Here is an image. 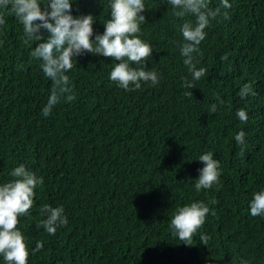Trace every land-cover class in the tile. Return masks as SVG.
I'll return each mask as SVG.
<instances>
[{
  "label": "trees",
  "instance_id": "1",
  "mask_svg": "<svg viewBox=\"0 0 264 264\" xmlns=\"http://www.w3.org/2000/svg\"><path fill=\"white\" fill-rule=\"evenodd\" d=\"M228 3L224 9L221 0H209L221 12L199 45L197 68L207 72L195 88L182 86L183 77L192 80L179 49L183 21L168 0H144L139 36L152 46L144 65L157 72L158 84L125 91L109 79L115 61L85 53L66 73L75 99L61 101L47 117L42 109L51 81L30 55L38 42H25L23 26L0 7L6 21L0 25V184L20 164L44 181L17 225L28 264H264V217L249 209L253 192L264 188V0ZM108 5L73 0L72 15L91 14L94 36L103 34ZM245 83L256 94L241 99ZM241 108L246 123L236 115ZM240 131L243 152L234 138ZM206 152L219 161L221 175L197 192L204 166L198 158ZM195 201L210 211L189 246L169 224L177 207ZM44 204L63 207L68 219L55 235L37 227ZM201 234L209 237L207 246ZM37 243L42 248L34 251ZM0 264H6L2 256Z\"/></svg>",
  "mask_w": 264,
  "mask_h": 264
},
{
  "label": "clouds",
  "instance_id": "2",
  "mask_svg": "<svg viewBox=\"0 0 264 264\" xmlns=\"http://www.w3.org/2000/svg\"><path fill=\"white\" fill-rule=\"evenodd\" d=\"M72 2L46 0L42 7L41 0H0V7L10 8L23 26L25 42H38L30 55L40 62L44 76L51 81L47 103L42 109L43 116H49L61 101L71 102L75 99L70 77L66 73L73 68L74 58L85 53L102 55L115 61L109 79L125 91L139 90L142 82H150L153 86L158 84L157 72L145 70L144 65V61L152 55V46L139 36L140 25L146 22L145 16L141 14L146 10L144 0H109L110 18L103 23V34L95 36L94 17L91 14L73 16ZM168 3L174 9L173 15L183 21L178 29L183 37L179 49L192 80L183 77L182 86L193 89V81L201 79L207 72L205 68H197L199 45L206 37L205 29L211 20L220 15L221 9L210 8L209 0H168ZM221 7L227 9L231 5L228 0H221ZM186 16L195 19L186 20ZM224 16L227 18L226 12ZM5 23L4 16L0 15V25ZM133 64L137 67H132ZM255 94L250 83H245L238 93L241 99ZM184 95L193 96L192 91H186ZM217 100L221 106L224 104L219 97ZM210 110L215 113L217 104H212ZM236 115L242 123L247 122L245 109H238ZM234 138L243 152L246 147L245 133L240 131ZM198 161L204 165L198 170L199 176L194 184L195 190L200 192L217 184L221 172L219 161L213 158L211 152L201 154ZM10 176L13 179L0 184V256L6 264H28V246L17 225L19 218L27 216L33 206L34 189L44 181L43 177H38L24 164L12 169ZM249 209L252 217H264V188L253 192ZM209 211L202 201L179 206L173 212L169 229L185 245L191 246L194 235L205 223ZM40 213L44 218L37 227H43L48 234L55 235L57 227L68 224L61 206L44 204ZM208 240V236L201 234V243L207 246ZM41 248L42 244L37 243L34 251ZM240 264H247V261L241 260Z\"/></svg>",
  "mask_w": 264,
  "mask_h": 264
}]
</instances>
